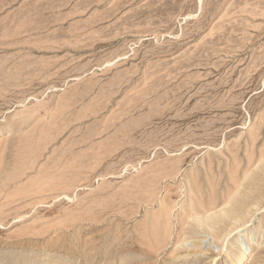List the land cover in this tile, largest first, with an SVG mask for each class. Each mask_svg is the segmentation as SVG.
I'll return each instance as SVG.
<instances>
[{
	"label": "rangeland",
	"instance_id": "1",
	"mask_svg": "<svg viewBox=\"0 0 264 264\" xmlns=\"http://www.w3.org/2000/svg\"><path fill=\"white\" fill-rule=\"evenodd\" d=\"M0 264H264V0H0Z\"/></svg>",
	"mask_w": 264,
	"mask_h": 264
},
{
	"label": "bare ground",
	"instance_id": "2",
	"mask_svg": "<svg viewBox=\"0 0 264 264\" xmlns=\"http://www.w3.org/2000/svg\"><path fill=\"white\" fill-rule=\"evenodd\" d=\"M226 200V199H225ZM229 201V200H228ZM194 206V205H193ZM162 211H160L159 213L160 214H158L159 216H158V219H159V222H160V220H162V223L165 225V227H166V225L171 221L170 219H171V212H172V208L171 207H169L168 205H165L164 206V208L163 209H161ZM207 214V213H206ZM155 215V214H154ZM189 216H191V214L190 215H188V217ZM173 217V216H172ZM237 217V216H236ZM157 219V218H156ZM183 219V218H182ZM236 220H238V218L236 219ZM236 220H234V221H236ZM158 221V220H157ZM239 221V220H238ZM159 222L158 223H156L157 225H155L154 227H156L155 228V230L156 229H158V227L157 226H159V225H161V224H159ZM237 222V221H236ZM159 224V225H158ZM162 224V226H164ZM186 223H184V225H185ZM233 224V223H232ZM161 226V227H162ZM168 227V226H167ZM163 228V227H162ZM213 230V229H212ZM225 230V229H224ZM156 231H158V230H156ZM221 233H223V232H221ZM218 235V234H217ZM226 235V234H225ZM220 236V235H219ZM226 236H228V234L226 235ZM224 239H226V237L224 238ZM225 242V241H224ZM244 246V245H243ZM242 246V247H243ZM250 250L248 249V248H245V249H243V251L241 252V256H240V258H239V260L241 261V260H248L249 259V257H250ZM239 260H238V262H239Z\"/></svg>",
	"mask_w": 264,
	"mask_h": 264
}]
</instances>
